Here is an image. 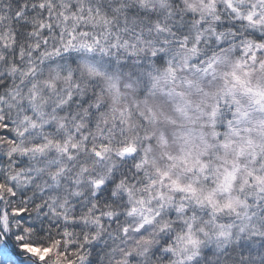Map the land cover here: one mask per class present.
<instances>
[{
    "label": "snow or ice",
    "instance_id": "1",
    "mask_svg": "<svg viewBox=\"0 0 264 264\" xmlns=\"http://www.w3.org/2000/svg\"><path fill=\"white\" fill-rule=\"evenodd\" d=\"M0 264H264V0H0Z\"/></svg>",
    "mask_w": 264,
    "mask_h": 264
}]
</instances>
